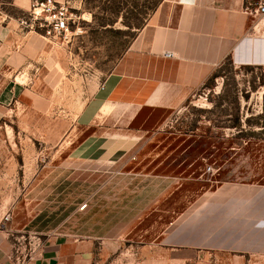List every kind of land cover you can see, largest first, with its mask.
<instances>
[{
	"label": "rangeland",
	"instance_id": "374dc122",
	"mask_svg": "<svg viewBox=\"0 0 264 264\" xmlns=\"http://www.w3.org/2000/svg\"><path fill=\"white\" fill-rule=\"evenodd\" d=\"M150 1H81L49 37L0 0L47 43L0 110V260L67 233L102 236L94 264H264V67L228 58L181 108H145L130 130L77 124L163 0L143 20Z\"/></svg>",
	"mask_w": 264,
	"mask_h": 264
},
{
	"label": "crops",
	"instance_id": "0c3cea01",
	"mask_svg": "<svg viewBox=\"0 0 264 264\" xmlns=\"http://www.w3.org/2000/svg\"><path fill=\"white\" fill-rule=\"evenodd\" d=\"M57 1L71 6L84 0ZM32 2L11 0L20 11L31 9ZM46 46L17 16L0 10V110L13 105L18 79ZM228 58L239 66L264 67V23L247 0H163L133 38L119 69L83 105L77 124L130 130L145 108L179 109ZM83 236L49 235L21 264H94L96 238L102 236Z\"/></svg>",
	"mask_w": 264,
	"mask_h": 264
},
{
	"label": "built area",
	"instance_id": "2783aa9c",
	"mask_svg": "<svg viewBox=\"0 0 264 264\" xmlns=\"http://www.w3.org/2000/svg\"><path fill=\"white\" fill-rule=\"evenodd\" d=\"M70 5L67 2L57 0H33L31 5L32 23L22 20L21 23L41 28L46 36L62 34L68 30L71 20ZM264 23V2H261L255 9ZM38 20V21H37ZM39 26V27H38ZM170 55V53H168Z\"/></svg>",
	"mask_w": 264,
	"mask_h": 264
},
{
	"label": "trees",
	"instance_id": "16d2710c",
	"mask_svg": "<svg viewBox=\"0 0 264 264\" xmlns=\"http://www.w3.org/2000/svg\"><path fill=\"white\" fill-rule=\"evenodd\" d=\"M160 1H161V0H153L152 2L150 1L149 5H146L147 7H146V11H145V13H144L143 20H146V19H147L146 16L148 15V13H149L150 10H155V9L157 8V6L159 5ZM127 25H128L129 27H131V25H129V24H127ZM143 25H144V24H143ZM132 27H134V25H133ZM136 27H138V28L141 29V26H136ZM140 29H138V31H139ZM136 34H137V33H136ZM136 34H135V35H136ZM134 37H135V36H134ZM213 76H214V75H213ZM213 76H212V77H213ZM212 77L210 78V80L212 79ZM210 80H209V81H210ZM206 86H208V82H207Z\"/></svg>",
	"mask_w": 264,
	"mask_h": 264
}]
</instances>
